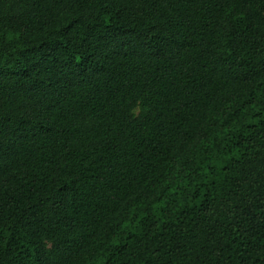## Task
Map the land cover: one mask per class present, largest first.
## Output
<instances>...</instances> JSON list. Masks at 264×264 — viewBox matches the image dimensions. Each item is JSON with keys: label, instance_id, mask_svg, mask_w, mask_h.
Wrapping results in <instances>:
<instances>
[{"label": "trees", "instance_id": "1", "mask_svg": "<svg viewBox=\"0 0 264 264\" xmlns=\"http://www.w3.org/2000/svg\"><path fill=\"white\" fill-rule=\"evenodd\" d=\"M0 264H264V0H0Z\"/></svg>", "mask_w": 264, "mask_h": 264}]
</instances>
